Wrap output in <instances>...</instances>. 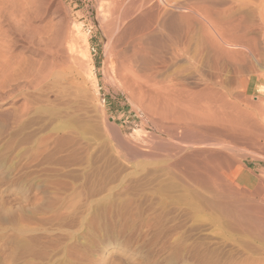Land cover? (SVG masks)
<instances>
[{
    "label": "rangeland",
    "instance_id": "obj_1",
    "mask_svg": "<svg viewBox=\"0 0 264 264\" xmlns=\"http://www.w3.org/2000/svg\"><path fill=\"white\" fill-rule=\"evenodd\" d=\"M25 1L30 7L35 3L34 6L39 11L47 4L49 14L44 22L54 17L58 24H74L71 25L73 28L78 27L80 33L87 35L89 62L93 66L97 91L90 92V83L86 86L87 94L91 93L90 109L94 106L89 112L91 127H85L86 123L75 116V120L68 117V122L67 117L66 120H60L61 118L41 113L42 108L35 95L42 94L41 15L36 22L41 25L39 32H34L32 39L29 38L26 43L25 54L37 61V72H34L35 68L26 87L20 92L29 94H26L31 103L28 115L17 119L19 121L9 120L5 128H0L3 131L0 132V264H264L261 245L258 246L248 234L230 231V228L223 226L222 217L206 211L200 205V199L196 198V193L199 195L207 188L203 186V190L200 185H192L183 171L184 166L175 164L174 161L180 154L176 152L179 144L172 139L174 136V140H177L175 137L179 131L175 117L170 115L163 119L158 112L155 115L154 106L146 108L129 94L127 96L110 79L113 78V67L107 52L115 50L113 45H118L116 50H121V46L114 42L115 33H112L111 28H105L100 22L99 7L105 5L107 0ZM31 1L34 2L32 5ZM123 1L121 5L130 2ZM118 3V7L115 5L117 14L124 9ZM101 7L100 9H104ZM106 42L114 44L108 45ZM179 74L186 76V73ZM226 87L229 86L223 85L218 91L224 92V100L231 101L235 107L219 104L216 108L222 113L217 109L215 112L225 116L224 119L231 117L232 127L237 122L236 129L242 127L245 130H236L234 126L232 136L218 137L221 140L217 141L221 142L215 147L216 150L212 147H188L183 153L212 149L225 155L232 160L233 166L216 173L219 180L223 179L221 182L218 180V188L223 192L231 191L228 194L233 200L237 197L236 201L240 197H244L243 201L252 197L254 201L261 202L264 197V75L254 79L244 91L239 87ZM234 88L237 91H233ZM14 96H17L13 99L15 107H11V110L18 114L19 108H16L22 95L16 92ZM99 105H102L106 118L101 117ZM170 105L173 107V104ZM191 105L192 103L186 102L181 108H190ZM236 106L241 108L236 109ZM35 107L39 109V113ZM96 116L99 118L96 119ZM101 118L106 120H103L105 124ZM167 121H171L170 124ZM253 121L255 125L258 124L257 129L252 126ZM61 122L70 128L63 126ZM166 127H169V133L165 130ZM78 129L85 132H79ZM66 131L70 133H65ZM243 131L246 133L243 134ZM168 152L173 156L168 155ZM172 164L174 165L171 166ZM164 167L167 169L165 174ZM182 171L185 176L183 173L181 175ZM205 174L207 175L206 172ZM173 175L178 178L175 180ZM165 180L166 187L162 183ZM160 182L159 186L156 185ZM169 185L173 187L168 188ZM225 186L229 188L226 189ZM182 189H187L186 192L191 194L188 196L182 191L180 195ZM193 193L196 194L195 197L192 196ZM204 193L206 197L210 196L207 191ZM197 206L201 209L203 207V211Z\"/></svg>",
    "mask_w": 264,
    "mask_h": 264
},
{
    "label": "bare ground",
    "instance_id": "obj_2",
    "mask_svg": "<svg viewBox=\"0 0 264 264\" xmlns=\"http://www.w3.org/2000/svg\"><path fill=\"white\" fill-rule=\"evenodd\" d=\"M19 1L20 0H0V128H5L9 120H11V122L16 121L28 115L29 105H31L27 97L29 94H21L20 92L26 87L27 81L35 68L34 72H37V61L25 54L27 49L26 43H28V40H30L29 38L32 37L34 32H39L38 30L41 28V25L36 22L41 18V15L42 43L40 44H42V94L39 95V92L38 95L35 94L38 96L36 97V101L40 103L42 108L41 113L46 114V116L51 115L54 118H61L60 120H62V118L66 120L68 117L71 119L75 116V118L77 117V119H81L86 123L84 126L91 127L89 112L94 106L90 109L92 99L91 96L89 97V94L91 93L88 92L89 94H87L88 89L86 90V86L90 83V92H96L97 83L92 72L93 66L91 67L89 62L90 55L88 53L89 42L87 35L80 33L78 27L73 28L72 26H74V24H71L72 26L69 24H58L56 20H54V17H50L48 21L44 22V18L49 14L46 8L47 4L45 7L42 6V10H40L42 12L41 14L39 9L35 8L36 5L34 6V2L31 1V5L34 3L32 5L34 7H30L29 3L27 2L28 6L25 0V2ZM122 2L124 1L122 0ZM117 3V0H107V3L102 6L104 9H100L101 6L99 7L100 12L98 14L102 25L105 28H111L110 30H112V33H115L113 36L115 41H113L116 44L120 43L121 46V50H116L118 45H113L112 47L115 48V50H110L108 48L110 52H107V47L105 48L106 52L109 53L108 60L113 67V78L111 77L110 79L114 80L116 83L115 85L118 87L120 86V89H123L127 96L129 94V96L135 98L136 101L138 100V102L143 103L146 108L149 109L154 106L153 111L156 110L155 115L157 114L156 112H158L163 119L168 118L170 115L175 117L177 120L176 128L179 130L177 132V137H175L177 140L173 138V126V128L171 127V129H173L171 132L173 134V141L179 144V148H176V152L180 154L174 162L176 165L184 166L183 171L192 185H200V188L204 186L207 188V190H205L210 194V196L208 195V197H206L207 195L205 196L206 193H204L206 191H204L199 195L196 193V196V194H194L195 191H193L194 195L192 196H196V198L200 199L201 204L199 200L198 202L206 211H210V213L216 215V217H222L223 226L230 228V231L233 230L242 235L248 234L251 238L253 237L259 244L258 246L261 245L260 247L264 250V197H262L261 202H259L260 200H258V202L257 200L254 201L252 197L245 201L242 200L244 197H240L242 201H238L240 199L236 201L237 197L234 196L235 191L233 192V198L235 197L234 200L231 199L232 197L228 194L231 191H221L218 188L220 184L216 173L218 174L223 169H230L233 166V162L225 155L215 151V147H218L221 142H218L221 140L218 137L232 136L233 129L237 128L235 126L237 122H235L236 124H234L235 127L233 126V128V120L231 117L225 114L226 118H228L224 119L225 116H220L222 112L216 108L219 104H221V106L223 104L227 106L234 105L231 101L224 100L223 95L225 93H220V88L223 85H227L229 87L226 88L234 86L244 91L254 82V79L264 75V0H130L127 5H125L126 3L121 5L119 1V6H123L124 9L118 14L115 12ZM114 12L116 13L115 16L113 15ZM29 33L31 34L29 35ZM114 42L111 44H114ZM179 73H186V76H182ZM235 90L234 88L233 91ZM16 92H18V95H22L21 102L16 108H19L18 114L11 110V107L15 105L13 99L17 97L14 96ZM26 94L28 95L26 96ZM235 96H233V98ZM95 101L97 102L98 100ZM186 102H190L192 105L190 108L186 106L187 108L184 107L182 110L181 105H185ZM233 103H235V101H233ZM35 104L38 105L37 103ZM100 104L103 105V103ZM170 104H173V107H171ZM102 105H99L101 117L103 116L106 118ZM252 106L253 105H251V107ZM237 107L238 106H236V109L241 108ZM34 109L37 108L35 107ZM216 109L220 113L215 112ZM38 110L39 109H37V112ZM260 110L262 109L260 108ZM93 113L96 112L94 111ZM241 114L244 115V113ZM69 118L68 122L70 121ZM98 118L99 117L96 119ZM157 118H159L158 115ZM81 120L77 121L80 122ZM103 120L105 119L101 121ZM247 120L245 121L249 123L250 121ZM170 122L168 123L170 124ZM254 122L255 121H253V123ZM61 124L63 123L61 122ZM74 124L76 125V121H74ZM79 124L83 125L82 123ZM10 125H12V123ZM64 125L65 124H63V126ZM75 125L74 127L77 126ZM91 125L94 126V124ZM251 125L252 124H250V126ZM257 125L254 123L252 126L256 127ZM72 127L73 126H71V128ZM243 127L245 126L243 125ZM168 128L166 127L165 130ZM239 128L245 130L244 128L242 129V127ZM71 130L73 131V129ZM81 130L78 129L79 132ZM167 131V133H169V130ZM68 132L66 131L65 133ZM82 132L85 131L82 130ZM73 133L71 132V134ZM90 133L88 132V134ZM245 133L243 131V134ZM97 137L99 136L97 135ZM211 138H213V141H210ZM214 139L216 141H214ZM188 147H194L196 149L212 147V149L215 150L212 151V149L210 150L209 148H206L209 150L195 149L196 151L194 152L183 153ZM168 150L170 151V149ZM167 154L169 155L171 153L168 152ZM170 156L172 157L173 154ZM174 157L176 158L177 156ZM156 165L158 166L159 164ZM173 165L174 164L171 166ZM165 166L167 167V165ZM166 167H164L163 170H165ZM169 169L171 168L168 166V171H170ZM165 172H167V169L164 171V174ZM169 173L166 174L168 175ZM161 174L160 176H162ZM167 175L166 177L169 179ZM222 175L224 176V174ZM160 176L157 177L160 178ZM173 176L176 177V175ZM162 177L161 179H163ZM177 178L178 177H176L175 180ZM159 180L160 179H158V181ZM219 181L221 182L223 179ZM162 183L164 185L166 180ZM159 184H161V182L156 185L159 186ZM170 185L168 188L173 187V185L171 187ZM187 189H184L185 191L182 189L180 195H182V191L186 192ZM162 190L164 191V189ZM165 190L168 191L166 188ZM200 191L199 189V192ZM184 194H188V192ZM190 194H188V196ZM188 196L186 197L188 198ZM179 201H181V199ZM194 203L196 204V202ZM194 203H191V205ZM200 209L201 207H199V210ZM220 217H218V219Z\"/></svg>",
    "mask_w": 264,
    "mask_h": 264
}]
</instances>
